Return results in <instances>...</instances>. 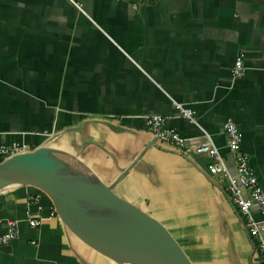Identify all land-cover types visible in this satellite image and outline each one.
<instances>
[{
    "label": "crops",
    "instance_id": "0c3cea01",
    "mask_svg": "<svg viewBox=\"0 0 264 264\" xmlns=\"http://www.w3.org/2000/svg\"><path fill=\"white\" fill-rule=\"evenodd\" d=\"M79 2L0 0V143L53 148L166 228L183 220L186 249L171 234L193 264H262L226 198V177L206 169L209 155L162 144L142 117L160 113L185 137L206 132L233 172L222 130L232 116L264 189V0ZM238 51L245 71L234 78ZM27 215L40 224L28 226ZM12 218L17 232L0 243V264H118L73 236L33 186L0 189V234Z\"/></svg>",
    "mask_w": 264,
    "mask_h": 264
},
{
    "label": "water",
    "instance_id": "95a60500",
    "mask_svg": "<svg viewBox=\"0 0 264 264\" xmlns=\"http://www.w3.org/2000/svg\"><path fill=\"white\" fill-rule=\"evenodd\" d=\"M105 124L113 131L124 129L110 121ZM90 141L83 139L80 146ZM55 151L37 146L1 159L0 187L9 183L39 188L48 196L54 213L73 236L116 263L193 264L160 220L116 194L111 183L79 176L72 164L50 154ZM78 204L111 208L125 224L118 225L107 217L90 216Z\"/></svg>",
    "mask_w": 264,
    "mask_h": 264
},
{
    "label": "built area",
    "instance_id": "2783aa9c",
    "mask_svg": "<svg viewBox=\"0 0 264 264\" xmlns=\"http://www.w3.org/2000/svg\"><path fill=\"white\" fill-rule=\"evenodd\" d=\"M68 1L80 8L79 0ZM244 71L243 52L238 51L232 59L230 72L235 78L242 76ZM174 105L180 116L188 121H194L193 111L189 106L180 102H174ZM165 117L160 113L145 114L142 117V126L166 146L182 150L186 154L205 152L209 155L210 160L206 165L207 171L212 174L219 173L226 177L227 183L224 188L226 198L241 217L248 238L257 241V248L263 256L262 264H264V189L249 162L248 154L241 149V132L234 118L226 116L222 123L225 145L234 156V171L230 172L225 165L223 156L206 132H203L201 138L182 136L174 128L165 124ZM118 123H121L120 118ZM47 134H51V132H47ZM29 149V145L23 142L0 143V160L11 154ZM28 197L36 200V194L31 193ZM253 207L258 213V217L253 215ZM40 219V217L27 215L25 222L30 227H36L40 224ZM17 226V219L7 220L5 230L0 234V243H5L14 238ZM252 246L255 250V245L252 244Z\"/></svg>",
    "mask_w": 264,
    "mask_h": 264
},
{
    "label": "bare ground",
    "instance_id": "6f19581e",
    "mask_svg": "<svg viewBox=\"0 0 264 264\" xmlns=\"http://www.w3.org/2000/svg\"><path fill=\"white\" fill-rule=\"evenodd\" d=\"M50 154H52L53 156L60 157L61 160L63 162H65V163L72 164V167L74 169V172L78 173L79 176L84 177L85 179H89V180H96V178L92 174V172L90 170H88L87 168L82 167L81 164L79 162H77L76 160H72L71 161L68 156H66L63 153H60L58 151L50 152ZM9 186H10V184L7 183V184L1 186L0 189L6 188V187H9ZM30 186H32V185H30ZM33 187H35V186H33ZM35 188H37V187H35ZM37 189H39V188H37ZM40 191H42V190H40ZM78 206L82 210H84L90 216L97 217V218L107 217L108 220H112V221H114L118 225H124L125 224L123 220L120 221L117 218L116 213L115 212H112V209L111 208H107L105 206H92V205H79V204H78ZM120 219H122V218H120Z\"/></svg>",
    "mask_w": 264,
    "mask_h": 264
},
{
    "label": "rangeland",
    "instance_id": "374dc122",
    "mask_svg": "<svg viewBox=\"0 0 264 264\" xmlns=\"http://www.w3.org/2000/svg\"><path fill=\"white\" fill-rule=\"evenodd\" d=\"M135 204V203H134ZM137 205V204H135ZM138 206V205H137ZM139 207V206H138ZM145 207L148 208L149 205L147 206L145 204ZM152 211H155L157 212V209L152 207L150 208ZM165 215V214H164ZM163 217H167V216H163ZM165 222V221H164ZM173 224L174 223V226L173 229L175 231H173V229L169 226V224L167 222H165V224L167 225V229L170 230V232L177 237V239L180 241L181 245L186 249V247L184 246V244L182 243V241H185V238L186 236L188 237V227H184L183 225V220H180V219H173L172 221H170V224ZM206 228L203 227H200V229H198L200 232H203ZM190 238V237H189ZM188 238V239H189ZM251 243L255 245V251H259L258 248H257V241L256 240H251ZM254 250V249H253ZM119 264V263H118Z\"/></svg>",
    "mask_w": 264,
    "mask_h": 264
}]
</instances>
